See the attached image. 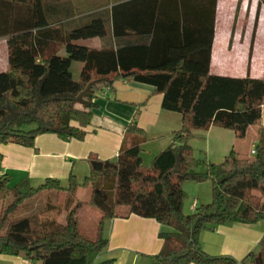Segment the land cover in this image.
Returning <instances> with one entry per match:
<instances>
[{
  "label": "trees",
  "instance_id": "trees-1",
  "mask_svg": "<svg viewBox=\"0 0 264 264\" xmlns=\"http://www.w3.org/2000/svg\"><path fill=\"white\" fill-rule=\"evenodd\" d=\"M0 3V37H7L9 51V68L0 72V146L32 147L38 135L47 133L83 140L98 106V92L112 89L123 74L155 86L164 96L163 108L183 116L174 142L150 165L144 164L148 138L138 123L126 127L117 159L90 156L85 185L91 193L86 199L80 197L73 173L67 187L54 178L39 186L27 179L11 185L10 176L1 175L0 255L24 256L42 264H95L92 255L108 244L104 221L117 216L118 206L127 205L131 213L174 229L165 234L166 249L155 256V264H238L232 257L207 253L200 237L215 224L264 219V138L252 156L233 147L219 164L195 158L190 141L196 130L212 125L245 139L264 117V77L212 72L218 0H132L116 5L114 35L151 36L149 42L117 49L72 42L107 37L111 32L107 17L100 16L70 33L64 56L45 52L43 38L49 26L45 0ZM73 61L84 63L79 80L71 72ZM185 181H210L212 201L185 213ZM62 191L67 193L64 210L52 201L36 207L39 197L52 200ZM82 204L94 205L104 214L95 240L85 237L76 224L75 213ZM50 207L61 209L63 220L50 216ZM169 242L175 246L167 249ZM247 259L243 264H264V245Z\"/></svg>",
  "mask_w": 264,
  "mask_h": 264
},
{
  "label": "crops",
  "instance_id": "crops-1",
  "mask_svg": "<svg viewBox=\"0 0 264 264\" xmlns=\"http://www.w3.org/2000/svg\"><path fill=\"white\" fill-rule=\"evenodd\" d=\"M129 1L132 0H45L44 8L49 20L47 37L43 38L45 52L67 55L65 41L70 33L89 24L94 18L100 19V16L107 17L108 30L111 31L107 37L99 35L72 42L96 49H101L106 44L117 49L139 41L149 42L151 36L117 37L113 33L112 8ZM103 7H108L106 12L100 10ZM2 17L0 3V18ZM73 67L74 61L71 72ZM8 68V39L1 36L0 72ZM72 75L75 79L73 72ZM163 98V94L158 93L155 86L122 77L112 89L98 92L95 99L98 106L93 109V121L85 128L86 136L83 140L63 139L56 134L47 133L38 135L32 147L16 143L1 145L0 176L9 175L10 184L13 180L18 184L27 179L33 186L43 184L47 178H54L67 187L73 173L79 181V193L86 199L91 193L90 187L85 185L91 171L90 156L103 160L117 159L129 124L138 123L146 132L148 140L143 145L142 153L146 164L174 142V132L182 128L183 116L179 112L164 109ZM261 138H264V117L258 124L252 146L258 145ZM238 141L240 140L233 130L212 125L208 130H196L190 144L196 148L195 143L199 142L205 158L219 164L233 147L243 143ZM62 195L66 196V192L63 191ZM199 206L200 201L196 198L191 202L184 201L183 209L190 214L196 212ZM103 216L98 207L82 204L75 213V221L80 232L94 240L98 237ZM172 231V227L163 225L156 219L131 213L127 205L118 206L117 216L104 221L103 236L108 241L107 247L102 252L93 254L92 261L95 264L108 260H113V264H155V256L166 249L165 234ZM200 243L211 255L229 256L238 264H243L245 260L249 261V254L259 252L264 245V219L250 224H215L202 232ZM174 246L175 243L169 242L167 249ZM0 264L42 262H32L24 256L0 255Z\"/></svg>",
  "mask_w": 264,
  "mask_h": 264
},
{
  "label": "rangeland",
  "instance_id": "rangeland-1",
  "mask_svg": "<svg viewBox=\"0 0 264 264\" xmlns=\"http://www.w3.org/2000/svg\"><path fill=\"white\" fill-rule=\"evenodd\" d=\"M107 8L103 7L100 10L106 12ZM82 68V62L74 61L72 72L75 79L79 80ZM212 68L214 73L250 74L264 77V5L261 4V0H218ZM257 127L258 125L251 127L247 138L239 139L243 143H238L236 148L245 155H253L251 150ZM198 143H195L196 148L193 146L194 156L204 162L203 164H207L209 161L200 150ZM151 162L149 164L144 162V164L150 165ZM204 169L205 166L202 165L200 170ZM15 183L13 180L11 185ZM211 184L210 181H185L183 184L186 192L184 201L191 202L197 198L200 206L210 203L213 199ZM62 194L63 191L52 197V200L50 198L43 201L39 197L36 207L44 206L47 201H52V205L57 204L64 210L67 193L66 196ZM79 195L82 198V194L79 193ZM62 210L58 207L48 209L50 216L58 220H63Z\"/></svg>",
  "mask_w": 264,
  "mask_h": 264
},
{
  "label": "built area",
  "instance_id": "built-area-1",
  "mask_svg": "<svg viewBox=\"0 0 264 264\" xmlns=\"http://www.w3.org/2000/svg\"><path fill=\"white\" fill-rule=\"evenodd\" d=\"M251 153L255 154L256 153V145L254 144L251 150Z\"/></svg>",
  "mask_w": 264,
  "mask_h": 264
},
{
  "label": "water",
  "instance_id": "water-1",
  "mask_svg": "<svg viewBox=\"0 0 264 264\" xmlns=\"http://www.w3.org/2000/svg\"><path fill=\"white\" fill-rule=\"evenodd\" d=\"M123 77H127V74H123Z\"/></svg>",
  "mask_w": 264,
  "mask_h": 264
}]
</instances>
